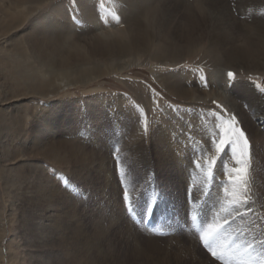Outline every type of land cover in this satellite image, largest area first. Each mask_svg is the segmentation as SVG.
<instances>
[{
    "label": "bare ground",
    "instance_id": "6f19581e",
    "mask_svg": "<svg viewBox=\"0 0 264 264\" xmlns=\"http://www.w3.org/2000/svg\"><path fill=\"white\" fill-rule=\"evenodd\" d=\"M51 1L0 0V177L5 193L13 198L12 209L17 208L18 222L26 247L33 248L31 251L35 250L34 253L43 250L48 254V261H45L40 254L30 252L25 255L24 252L5 249L3 239L8 231L4 227L2 214L0 215V264H5L6 259L10 264H111L109 263L112 262L111 254L103 249L104 242L108 243L112 250L117 249L121 244L129 245L137 252L136 258L155 260L156 256L161 258L163 264H171L173 259L179 264L188 263L184 259L190 264H213L198 253L200 248L197 249L191 239L181 240L174 235L173 239L157 241L143 237L139 232L134 233L131 226L126 225L124 213L119 210L123 203L118 206L119 211L116 214L109 212L111 216L109 215L105 220L107 226L102 222L104 220L95 218L92 219L93 225L89 229L88 220L86 223L83 219L89 217V213L84 209L80 211L68 192L62 191L55 178L46 174L41 165L43 162L32 163L28 159H43L58 168L71 169L76 176H82L83 180H89L85 177L90 175L93 180H97L98 177L97 183L106 180L108 185L109 180L106 175L110 177V173L102 166L105 157L79 144L74 137L70 140L63 139L59 119L57 120L54 117L56 115L47 110V114L43 113V116L38 117L31 137L28 138L25 122L33 109L29 106L23 107L24 104L21 103L35 97L55 99L54 97L59 96L63 88L85 85L108 74L130 69L144 58L151 59V62L158 61L157 63L162 60L185 58L206 41L207 52L211 58L209 63L212 64V70L206 77L201 72L193 73V76L190 70H182L177 74L173 73L170 77L166 74L162 75L160 71L158 78L167 90L182 100L191 103L219 102L226 105L228 110L238 116L244 129L254 140L257 150L254 149V153L259 152L256 154V159L261 160L264 158L263 152L260 154L262 150L264 151V132L260 129L262 127L255 125L257 122H253L254 117L245 111L242 102L246 99L245 102L249 104L250 110H256L255 116L259 119L260 116H264V95L250 81L229 77L227 69L232 66L249 71H264V20L241 24L233 15L228 0H193L194 3L190 6L187 5L188 3L185 6L178 0H122L128 4L123 7L129 11L126 15L127 27L119 29L111 26L110 29L113 31L105 32L107 28L100 24L95 30L104 31L106 34L95 35L92 34L94 32L90 22L95 20L94 27L98 25L96 21L103 16V12L98 13L93 0H82L81 15L86 20L82 23H85L86 32L92 36L81 37L78 35L80 33L75 34L70 30L71 28L66 27L67 22L64 24L58 19H50L49 16L53 15V12L55 15L66 17L65 11L59 6L52 7L48 14L38 15ZM258 1L262 3V0ZM70 27H74L73 23ZM44 28L48 29L49 35L43 31ZM24 32H27V37L17 40L18 35ZM101 62H104V65ZM10 79L13 80L12 83H8ZM51 102L53 105L60 103L58 100ZM7 105L10 107L12 105L16 111L10 112ZM36 112L34 111V114ZM31 115L33 116V113ZM184 116L185 114H181V118H175L174 115L162 117L163 124L159 126L154 141L155 156L158 166L162 169L174 163L179 178L185 181L184 184L190 186V177L198 176V187L196 190L193 188L192 195L198 203L199 211L206 213L212 205L207 202L210 197H205L206 186L209 183L216 188L215 191L222 190L221 185L226 180L229 166L223 160L225 157L209 155L215 153L214 149L208 148L211 144L208 137L213 121L206 125L203 121L195 119V116H189L188 119L187 116L184 119ZM168 127H177L180 131L171 135L167 130ZM11 140L24 142L26 146L21 149L16 148L17 146L13 147ZM198 150L202 154L201 157L196 154ZM213 158L215 163L213 177L210 179L207 169L204 170L202 166L204 161L210 163ZM25 160L28 161L27 164L24 163ZM197 160L201 165L200 168L193 163ZM148 164L150 162H147ZM258 164L255 163L253 173L257 186L254 198L256 206L264 211L262 196L264 170ZM25 166L34 169L36 173L34 171L27 173ZM78 179L81 180L79 177ZM249 187L251 189L250 183ZM212 214L215 215L214 212ZM262 215L258 213L259 217H264V214ZM135 217V221L141 222ZM193 220L192 216V224ZM147 229L155 228L149 223ZM85 236L97 239L98 243L93 241L89 243ZM23 245L17 244L21 250L25 247ZM92 249L95 254L92 253ZM53 252H56L54 259ZM96 252L101 254L96 255ZM259 259L264 257L260 255Z\"/></svg>",
    "mask_w": 264,
    "mask_h": 264
},
{
    "label": "rangeland",
    "instance_id": "374dc122",
    "mask_svg": "<svg viewBox=\"0 0 264 264\" xmlns=\"http://www.w3.org/2000/svg\"><path fill=\"white\" fill-rule=\"evenodd\" d=\"M178 1H181L183 4H185V6H190L194 3L193 0H186L188 2L184 0ZM228 2L233 15L239 20L241 24L245 25L246 23L252 22L253 20H264V0H262V3H259L258 0H250L249 2L247 0H228ZM250 2L253 3L251 4ZM50 3L43 7V10H41L38 15L46 13L48 14L52 7L59 6L60 9L62 8L65 11L66 17H61V15L58 14L55 15L53 12V15L50 14L49 16L51 20L58 19L64 24L67 22L66 27L69 29L71 28L70 30L75 34L80 33L78 35L81 37H85L86 35V37L92 36L90 33L86 32L85 23H82L86 21L83 18L84 16L81 15L82 7L80 4H82V0H79V2L78 0H52ZM93 3L98 8L97 11H99V14H102L103 12V16H101V18L96 21L98 25L95 27V24H93L95 20L90 22L93 26L92 32L94 33L92 34L99 35L105 32H111L113 31L110 29L111 26H116L119 29L127 27L126 15H128L129 11L125 10V8L123 9L125 5H128L127 2H123L122 0H93ZM186 3L188 4L186 5ZM81 19L83 21H81ZM71 23L74 25L73 28L70 27ZM100 24L109 29L104 30L105 32H99V30L96 31L95 28L100 26ZM43 31L49 35L47 28H44ZM24 33L19 34L17 40H19V38L22 40L25 39L27 37V32ZM207 47L208 45L205 41L195 50L193 54L185 58L170 61L162 60L160 63H157L158 61L151 62V59L148 60L144 58L139 64L131 66L130 69L126 68L116 73L108 74L107 76L98 78L95 81L93 80L91 83L85 85L81 84L63 88L59 93V96L57 95L58 97H54L55 99L50 98L46 100L35 97L29 101L25 100L21 104H24L23 107L29 106L30 109H33L30 113V116L28 115L26 117L27 120L25 122L27 124L26 130L28 138L31 137L32 129L35 127L34 125L36 124V121H38V117H40V115L43 116V113L47 114V110L54 113L56 115L54 117L59 119L57 120L59 121L62 129L63 139L70 140L74 137V139L78 140L79 144L81 143V145L86 146L89 149L98 152L100 156L105 157L104 165L102 164V166H104L103 169L109 171L110 173V177H108V174H105L107 180H109L108 185H106V180L101 181L104 183H97L99 181L98 177L97 181L93 180V178H90V175L86 177L84 176L85 178H89V180H83L82 176H76V174L71 172V169L68 170L64 167L58 168V166L48 161H44L43 159H28V161L32 163H37L38 161L43 162L41 165L42 168L45 169L46 174L55 178L57 185H59L62 191L65 193L68 192L67 194L70 195L76 202L80 211L84 209V211L89 213V217H83L86 223L88 220L89 229H91L93 220L95 218H100V221L104 220L102 222H105L104 224L107 226L105 220L109 215L111 216L109 212L116 214L119 210H122L124 213L125 222L127 223L125 224L129 227L131 226L130 228L134 233L139 232L141 236L157 241L173 239L175 237L174 235H176L175 238L181 240L185 238V240L191 239L195 242L197 249L200 248L198 249V253L201 256L203 255L204 257L208 258V260L213 264H222L220 261H215L214 257L212 258L207 249L203 247L199 237L200 229L204 227L205 223H211L213 217H215L217 213H219L220 217L227 215V213L220 211V206L226 199L225 195H223V187L221 186L222 190L215 191L216 188L208 183L205 191L207 194L205 195L204 193V195L206 198L210 197L207 202L211 203L212 205L208 212L201 213L198 209V203L192 195L193 188L196 190V187H198V176L195 175L192 178L190 177V186L188 184H184L185 181H182L179 178V173L177 172V167L174 163H172L166 169H162L158 166L154 148L157 130L159 126L163 124L161 122L163 119L162 117H170L171 115H174L175 118H181V114H185L184 119H186V116L187 119L189 116H195V119L197 118L198 121H203L206 125L211 124L213 121L211 128L212 131L210 130V137H208L211 141V144L208 148L215 150V148L212 146V140H218L219 137L223 135V132L220 128L221 123L225 124L226 126L224 125V127L227 128L228 124L226 122L231 116H235L234 112L228 110L227 106L223 103H208L205 101L191 103L182 100L181 98L174 95L171 91L167 90V88L162 85L158 78L160 71L162 75L166 74L170 77L173 76V73L177 74V72L179 73L182 70H190V73L193 76V73L201 72L203 76L206 77L209 71L212 70V64L209 63L211 58L207 52ZM101 64L104 65V62H101ZM206 65L208 67H206ZM229 72L234 73L235 80L241 79L250 81L255 87L260 89L261 93L264 95V71H249L231 66L227 69V73ZM12 82V79L8 80V83ZM53 100H58L60 103L57 102L56 105H53L51 102ZM245 101L246 99L244 102H242L243 108L248 114L251 115V117H254L253 122H257L255 125L257 127H262L259 128L264 132V116H260L259 119H257L255 116L256 110H250L249 104ZM217 105L220 107L218 108ZM8 106L9 105H7V107ZM39 107L45 108L40 109ZM9 108L10 112L16 111V108H13L12 105L11 107L9 106ZM36 108L39 109L37 110ZM39 110L43 112L41 113ZM34 111L36 114H34ZM22 113H24V111ZM32 113L33 116L31 115ZM220 116H224V121L219 119ZM235 117L240 122V126L243 127L238 116L236 115ZM194 129H196V127ZM167 130H169L171 135H173L174 132L177 134L180 131V129L177 127H168ZM185 130L187 129L185 128ZM245 132L247 133L251 142L253 151V159L248 175V180L252 179L254 181H249L251 185L250 195L253 201L251 204L252 212L248 214V217H242L241 219L240 217H236L237 221L236 219L234 221H230V227L226 226L228 227V231L225 232L223 236L224 239L222 238L221 242L225 245L235 242L241 247H243L248 242H252L256 248L259 245L257 249L260 252L261 257H264V243H256L257 240L264 242V235L261 234L264 233V229L253 225L249 219V217H259L258 213L261 215L264 214V211H262L261 208H258L255 204L256 199L254 197H256L257 186L254 180L256 177L253 174L255 171L254 165L255 163L257 164V162L259 163L258 165L263 167L264 170V158H261V160H258V158L256 159V154L259 152L254 153V149L257 151L255 142L253 139H251L249 133L246 130ZM11 143H13V147L17 146L16 148L20 149L26 146V143L18 140H11ZM262 152L264 154L263 150L260 152V154ZM148 154L151 155L149 156ZM196 154L200 155V150L196 151ZM209 155L216 156L217 154L215 151L213 155L212 153ZM219 155L225 157L223 160L229 166L227 170L228 175L226 180L223 181V184H225L229 181L228 177L230 175H235L234 173H231V169L238 167V165H235L236 163L235 160H233L230 150L226 149L225 152ZM142 159L145 162H143ZM28 161L25 160L24 163L27 164ZM147 162H150V164L147 165ZM205 162L206 164L209 163L204 161V166H202L204 170L207 169ZM103 169L101 171H103ZM25 171L29 174L33 173V171L36 173L34 169L32 170V168L28 166H25ZM78 177L81 180H79ZM125 191L128 195V203L131 205V212H128L126 208V202L124 201ZM109 193L111 194L109 195ZM262 196L264 197V195ZM107 198H111V200H108ZM12 201V196H9L5 193L0 177V215L3 214L2 218L4 219L3 223H5L4 227L8 231L7 236L3 239V247H5V249L9 248V250L13 252H24L25 255H27V253L30 254V252L34 253L35 250L31 251L33 248L26 247L27 245L20 229V223L18 222V211L16 207V209H12ZM120 204L122 205L120 206ZM118 206H120V208ZM213 212L215 215L212 214ZM97 214L99 215L97 216ZM201 214L204 215L201 216L203 220L200 217ZM192 216H197V218L200 220V228H195L194 224L191 223ZM134 217L139 219L141 222L135 221ZM146 223L147 226H149V223L153 224V228L155 229H147V226L145 227ZM234 232L236 234H234ZM85 239L88 240L89 243H92V241L93 243H98V241H96L97 239H92L86 236ZM18 243L24 244L23 246L25 247L22 248V250L19 249L17 246ZM122 245L124 246L121 247ZM107 246L108 243L104 242L103 249L111 254H109L111 256L110 260L112 261L109 263L111 264H147V262L150 264L152 261L153 263L151 264H163L161 258L156 256L155 260L136 258L135 254L137 252L133 250L131 246L129 247V245L126 244H121L120 246H117V249L115 248L114 250ZM92 250V253L95 254L94 249ZM40 251H36L34 254L43 255V259L48 261L47 252H44L43 250ZM4 252H6V250H4ZM98 254H101V252H96V255ZM55 256L56 252H53L52 258L54 259ZM113 259H117V261L115 260L116 262L114 263ZM6 260L5 264L8 263ZM184 260H186L188 263L183 264H190L187 259ZM173 263L179 264L175 261V259L172 260L171 264Z\"/></svg>",
    "mask_w": 264,
    "mask_h": 264
},
{
    "label": "snow or ice",
    "instance_id": "6c2138e0",
    "mask_svg": "<svg viewBox=\"0 0 264 264\" xmlns=\"http://www.w3.org/2000/svg\"><path fill=\"white\" fill-rule=\"evenodd\" d=\"M228 76L234 77V73L229 72ZM217 107L220 106L217 105ZM219 119L224 121V116H220ZM226 123L228 124L227 128L224 127L223 123L220 125L223 135L218 140L213 139L212 146L215 148L217 156L225 152L226 149L230 150L236 165H238V167L231 169L235 175L228 177L229 183L221 185L226 199L221 204L220 211L227 213V215L220 217L217 213L211 223H205L204 227L200 229L199 239L215 261H220L222 264H257V261L259 264H264V259H259L260 253L252 242H248L243 247L235 242L228 245L221 242L225 232L230 227V221H234L236 217H248V214L252 212L250 205L253 203L248 180L253 159L251 142L234 115ZM193 163L197 168L201 167L198 160L193 161ZM214 163L215 158L207 165V175L210 179L213 177ZM124 201L127 211L131 212L126 191ZM193 219H195L194 216ZM249 219L253 225L264 228V217H249ZM261 234L264 235V233ZM256 243L264 242L257 240Z\"/></svg>",
    "mask_w": 264,
    "mask_h": 264
}]
</instances>
